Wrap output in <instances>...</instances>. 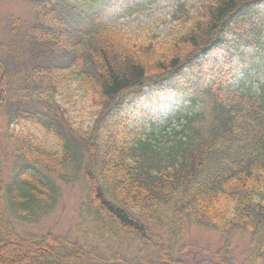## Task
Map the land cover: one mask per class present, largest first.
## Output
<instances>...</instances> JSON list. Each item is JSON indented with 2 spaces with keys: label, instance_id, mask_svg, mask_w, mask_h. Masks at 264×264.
I'll list each match as a JSON object with an SVG mask.
<instances>
[{
  "label": "trees",
  "instance_id": "trees-1",
  "mask_svg": "<svg viewBox=\"0 0 264 264\" xmlns=\"http://www.w3.org/2000/svg\"><path fill=\"white\" fill-rule=\"evenodd\" d=\"M21 1L32 15L0 23V119L13 154L0 162V264H203L188 253L195 225L221 235L215 264L264 261V0L181 4L163 37L105 20L120 0ZM235 58L246 79L234 85L224 67ZM73 85L89 101L86 126L58 99ZM153 92L192 106L174 122L130 127L126 111ZM76 182L83 238L81 222L18 231ZM237 234L251 251L240 263Z\"/></svg>",
  "mask_w": 264,
  "mask_h": 264
},
{
  "label": "rangeland",
  "instance_id": "rangeland-1",
  "mask_svg": "<svg viewBox=\"0 0 264 264\" xmlns=\"http://www.w3.org/2000/svg\"><path fill=\"white\" fill-rule=\"evenodd\" d=\"M141 5L135 6V9L126 10L116 8L111 13V18L114 24L117 25L121 32L135 37L138 36H160L163 37L176 24L174 21V13L180 3H185L188 7L197 8L200 0H142ZM30 13V9L23 1L18 0H0V23H2L9 15L26 17ZM109 19V17H108ZM232 67L234 77L231 78V83L236 84L241 81L244 76L243 66L237 61L227 68ZM226 68V67H225ZM246 79V78H244ZM67 97L59 95V101L64 108L69 110L70 116L76 123L83 122L86 126L91 122V109L88 108V100L84 94L73 85L67 92ZM192 104L188 101H182L175 97V95L155 94L152 100L141 99L138 101L136 108H132L126 114V120L130 127L137 130L143 127H151V122L156 126L164 125L172 121L180 112L190 110ZM30 128L17 127L16 131L27 132ZM7 124L4 119H0V162L9 166L12 162V150L6 138ZM40 139H44L48 144L51 140L44 137V135L35 129L30 131ZM8 169V168H7ZM8 172V170H5ZM63 196L56 209L50 213L45 219L36 225L18 224L17 228L20 232H32L37 234H46L52 232L54 234H63L69 230H75L77 224L80 223L78 218L79 205L82 201L81 183L76 182L72 184H62ZM83 232L80 238L89 229L87 225L81 222ZM77 233V232H76ZM191 242L194 251L190 253L194 257H205L203 264H210V256L216 252L221 244V236L218 232L203 226H193L191 231ZM235 248V260L242 262L247 260L250 256L249 239L247 236L237 234L233 241ZM2 254L8 258L16 257L14 248H4ZM191 256V255H190ZM259 264H264L262 261Z\"/></svg>",
  "mask_w": 264,
  "mask_h": 264
}]
</instances>
